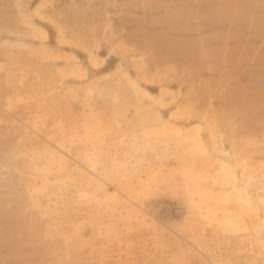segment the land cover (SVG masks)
Wrapping results in <instances>:
<instances>
[{
    "label": "rangeland",
    "instance_id": "1",
    "mask_svg": "<svg viewBox=\"0 0 264 264\" xmlns=\"http://www.w3.org/2000/svg\"><path fill=\"white\" fill-rule=\"evenodd\" d=\"M0 264H264V0H0Z\"/></svg>",
    "mask_w": 264,
    "mask_h": 264
}]
</instances>
